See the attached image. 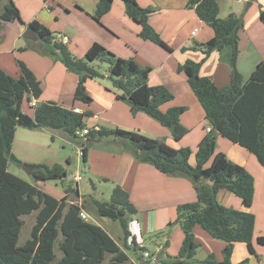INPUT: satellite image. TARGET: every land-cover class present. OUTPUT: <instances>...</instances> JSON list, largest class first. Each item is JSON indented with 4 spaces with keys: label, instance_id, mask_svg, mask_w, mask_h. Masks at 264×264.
<instances>
[{
    "label": "trees",
    "instance_id": "obj_1",
    "mask_svg": "<svg viewBox=\"0 0 264 264\" xmlns=\"http://www.w3.org/2000/svg\"><path fill=\"white\" fill-rule=\"evenodd\" d=\"M121 1L126 14L140 25L139 37L163 45L147 20L151 8L140 7L136 0ZM112 3L113 0H96L93 20L100 23ZM186 7L193 9L197 17L213 30V36L203 43V58L211 51L231 48L230 82L224 87H217L209 77L199 74L200 62L187 59L177 67L178 71L185 73L187 83L211 126L196 147L194 165L189 163L192 153L189 147L174 148L137 131L117 127L86 128L84 121L89 113H77L54 102H36L35 106H30L33 108V117H30L22 111L21 105L23 100L29 102L40 97L39 80L20 60L16 61L19 68L16 78L0 69V264H126L128 261L123 249L127 247L126 243L120 247L100 225L82 219L79 213L86 210L85 204L67 201L68 193L79 197L77 185L74 188L65 186L64 194L57 199L7 171L8 160L19 166L23 164L11 151L17 126L60 130L73 141L81 138L79 144L84 162L91 142L110 139L130 149L138 161L153 165L159 172L190 179L196 200L176 206L174 222L179 223L183 239L175 257L159 258L162 264H195L193 259L199 245L194 241L193 228L196 225L213 239L225 243L221 261L210 253L202 264H233L234 243H244L248 252L254 254L251 242L255 216L248 211L226 207L216 198L217 191L225 188L238 197L243 206L250 207L254 195L253 177L243 166L233 163L215 149L219 135L255 155L264 168V59L247 79H243L236 67L238 33L243 28L241 16L231 13L225 18L219 17L218 0H187ZM0 19L20 20L14 0L8 1ZM260 19L264 22V12H260ZM28 26L36 30L46 52L77 75L74 101L84 105L92 101L86 92L85 81L101 77L90 64L100 60L109 64L108 78L113 87L121 91L116 95L117 99H125L132 112L143 111L150 115L169 130L175 141L187 133L179 122L185 107L160 109L172 99V94L162 85H148L150 67H141L132 58L116 56L97 42L88 47L82 58H75L65 43L53 41L56 37L45 26L35 20ZM84 128L87 134L84 138L78 137L76 131ZM31 165L34 168L31 177L36 182L64 180L66 177L59 164ZM208 180L212 184H208ZM90 198L96 216L119 222L126 242L131 235L127 229L128 221L136 213L127 191L115 185L108 201ZM33 211H36V217L30 238L18 245L22 226L20 216ZM59 234L61 255L56 258L54 245ZM255 242L264 247V234L257 236ZM131 243L134 244L133 238ZM107 255L109 259L105 261ZM246 262L244 259L236 264Z\"/></svg>",
    "mask_w": 264,
    "mask_h": 264
},
{
    "label": "crops",
    "instance_id": "obj_2",
    "mask_svg": "<svg viewBox=\"0 0 264 264\" xmlns=\"http://www.w3.org/2000/svg\"><path fill=\"white\" fill-rule=\"evenodd\" d=\"M8 1L0 0V14ZM41 1L43 7L48 8L47 12L63 10L66 15L72 13L68 3L73 4L74 18L63 23L59 35L67 36L68 41L65 44L75 58H80V54H84L92 43L97 42L116 56L132 58L139 66L150 67L148 85L151 87L162 85L172 94V99L161 105L160 109L164 111L170 107H185L179 122L188 130L187 133L180 140L175 141L169 130L150 115L143 111L132 112L130 104L125 99H117L116 95L121 94V91L113 87L106 75L101 74L99 78L85 81L86 92L92 98L88 105L74 101L73 93L77 85V75L68 71L57 58L49 55L39 38L28 40L21 35L26 26L34 20L52 32L50 21L40 13L42 5L39 0H14L19 9L20 20L3 21L0 19V69L16 78L19 75L16 61H22L41 84V95L36 102L50 101L65 108H78L81 112L89 113L84 121L86 128L117 127L137 131L174 148L189 147L192 149L189 159L191 156L194 157L199 141L211 126L205 119L203 110L187 83L185 73L178 71L177 67L187 59L200 62L199 74L209 77L217 87H224L230 82L231 48L224 47L219 51H211L203 58V43L213 36V30L197 17L193 9L186 7L187 0H136L140 7L151 8L152 12L147 20L159 35L163 45H157L139 37L141 27L126 14L121 0H113L110 10L101 17L100 23L92 18L96 0ZM245 2L248 7H253L251 25L254 27V33L247 32L245 28L247 22L244 20L241 33L245 35L248 43L246 50L250 51L243 54V45L240 47L242 35H240L236 60L237 70L243 79H247L256 65L264 59V31L260 28L261 24L264 25L260 19V12H264V0H243V2L241 0H218L221 18L231 13L237 17L246 18L247 12L243 11ZM227 4L228 7L234 6V9L225 11L223 6L226 7ZM193 31L195 32L192 34ZM25 103L27 104V101L23 100L22 111L33 117V108L28 104L26 108ZM44 133L50 135L51 139L62 140L65 136L60 130L27 129L17 126L11 151L22 162L52 166L55 162L44 157L46 154L39 155L35 151L43 146L36 140L43 137ZM41 142L46 144L43 147L48 151L51 145L47 141ZM113 143L116 144L118 153L109 152L102 154V157L112 165L108 166V169L112 168L118 176L115 184L127 191L136 209L131 219L137 220L138 218L139 209L136 205L139 206V203L137 202L148 204L149 209L144 211L150 210L151 213L157 207H165L167 211H171L167 218H172L173 208L176 209V206L181 203L196 200L195 189L190 179L180 175L163 174L153 165L138 161L130 149L116 141ZM216 152H223L230 161L243 166L252 175L254 181V195L250 207L243 206L240 199L225 188L219 189L216 194L219 200L217 196L222 193L224 202L221 203L219 200L220 204L251 212L255 216L251 242L254 254L243 253L236 257V253L242 251L244 246H241L242 243H234L231 262L236 264L247 259V263L256 261V264H264V247L255 242L257 236L264 234V168L255 155L219 135L216 138ZM78 193V198L81 199L79 188ZM87 215L90 222L93 218L105 230L101 225L106 223L104 220L90 213ZM105 231L110 235L109 231ZM193 232L206 243V256L211 253L217 261H221L225 243L221 240H211L207 236L209 234L198 225L194 226ZM111 237L115 240L113 236ZM133 240L135 245H132L135 247L136 241L134 238Z\"/></svg>",
    "mask_w": 264,
    "mask_h": 264
},
{
    "label": "rangeland",
    "instance_id": "obj_3",
    "mask_svg": "<svg viewBox=\"0 0 264 264\" xmlns=\"http://www.w3.org/2000/svg\"><path fill=\"white\" fill-rule=\"evenodd\" d=\"M39 2H41L42 5V7L40 6V8H42L40 13H42L44 17H47V19L50 21L49 25H51L50 27L52 29V32H54L53 35L55 37H58L59 32L62 31L61 27L63 23L71 20L72 17L74 18L73 4L68 3V7L69 9L72 10V13L71 15H66L63 10L60 12L57 11L55 12L54 10L51 12H47L46 11L47 9L43 7L42 1L39 0ZM241 2H243V0H241ZM244 8L245 9H243V11L244 13L247 12L246 13L247 16L244 19L242 18L243 25H244V20H246L247 23L245 25V28L248 33L253 34L254 27L253 25H251V15L253 14V7H248L247 3L245 2ZM223 9L225 11H228L229 9H234V6L230 5L228 7L227 4L226 7L223 6ZM246 9L247 11H245ZM55 16H57V18H55ZM260 28H262V30L264 31L263 24L260 25ZM240 35H242L241 30L238 33V42ZM242 45H243V54H245L246 51H250V50H246V46L248 45V43L245 40L244 34L241 36L240 47ZM68 47L70 48V45H68ZM237 47H238V43H237ZM80 55H81L80 58L84 56V54H80ZM90 64L100 74L106 76L109 75V64L107 62L95 60ZM25 101L26 100H24V102ZM27 104L29 106L28 102ZM27 104L26 103L24 104L26 108H28ZM45 134L47 133H44V136L37 139L36 141L43 146H46V144L42 143L41 141H45V142L47 141L51 145L49 146L50 149L46 151L47 149H45V147L42 146L41 148H37V150L35 151L39 155L46 154L44 157H47L50 161L59 164L66 172V177L64 180H47L44 182H40V181L36 182L33 180L31 175H28L24 172V170L22 169V165L19 166L10 160H8L7 162V171L20 177L21 179L36 186L43 192L55 198H59L60 196L62 197V195L64 194L63 189L65 186L70 185L71 187L74 188L77 185V187L79 188L81 199H79L73 193H68L67 201L69 203H74V204L75 203L79 204L78 202L81 201L80 203H83L86 206V210H85L86 214L90 213L92 215H95L94 206L92 204L90 197H93L99 201H108L110 197V193L113 187L116 185L115 181L118 179V176L116 175L115 171H113L112 168H110V170L108 169V166H112L110 165V162L109 163L106 162L102 157V154H108L109 152L118 153L116 152L117 151L116 144L113 143V141L110 139L101 140V141L95 140L91 142L88 147L87 159L84 162L80 154L81 144H79V141L82 140L81 138L78 139L77 141H73L67 135H65L62 137V140H60L54 138L51 139L50 135L48 134L45 135ZM194 162L195 159L194 157L191 156V158L189 159V163L193 165ZM22 163L24 164L26 162H22ZM74 175L81 176V179L77 181V183H75L72 180V177ZM217 197L221 201V203L224 202V198H222V193L218 194ZM137 203H139V206L138 204L136 205L137 209H139L138 211L139 214L137 215L138 218L137 220L129 219L127 224V229L132 236L130 235L129 237H127L126 242L123 238V232L121 226L117 220H111L109 218L99 217L101 220H104L106 222V223H102L101 225L105 228V230L109 231L110 235L115 238V240L118 242L120 246H123V244L126 243L127 247H124L125 252L128 255V261L126 264H162L161 259L159 258L164 259L166 256L175 257L179 251L183 239V233L179 223L174 222L177 214L176 209L173 208L172 218H167L168 215L171 214V211L170 210L167 211L165 207L163 208L157 207L155 208V211L151 213L150 210L144 211L145 209H149L148 204L144 202L143 203L137 202ZM35 217H36V211L20 216L22 220V226L17 241L18 245H22L27 239L30 238L31 229L35 223ZM87 219L88 221L90 220V218ZM91 222L96 223V221L93 218ZM118 235L119 237H117ZM132 238H134L136 241L135 249L131 243ZM209 238L211 240H215L212 239V237L210 236ZM60 239H61V235L59 234L54 245L56 258H59L61 255V252L58 247V243ZM194 241L199 245L196 249V254L194 256L193 261L195 264H202V261L206 257L205 249L207 245L202 238H200L198 235L195 234H194ZM242 244L241 246L244 247L242 251L236 253V257L242 255L243 253L249 254L247 247H245V244L244 243ZM144 251L149 252L151 257L155 258V262L152 263L150 261L151 258H144L142 256V253ZM108 258L109 255L106 256L105 261H107ZM247 262L245 264H256L255 263L256 261L255 262L253 261V263H247Z\"/></svg>",
    "mask_w": 264,
    "mask_h": 264
},
{
    "label": "built area",
    "instance_id": "obj_4",
    "mask_svg": "<svg viewBox=\"0 0 264 264\" xmlns=\"http://www.w3.org/2000/svg\"><path fill=\"white\" fill-rule=\"evenodd\" d=\"M48 9V8H47ZM195 31H193V32H191L192 34L194 33ZM53 41H56V42H61V43H66L67 41H68V38H67V36H65V35H59L58 37H56V38H54L53 39ZM29 106H35L36 105V100L35 99H31L29 102ZM73 111H75V112H77V113H81V111L78 109V108H73ZM209 129H207V131H208ZM87 134V129L86 128H84V129H82V130H78V131H76V135L78 136V137H82V138H84V136ZM80 154H81V151H80ZM81 179V176L80 175H74L73 177H72V180L76 183L77 181H79ZM79 216L82 218V219H84V220H87V218H88V215L85 213V211H83V210H81L80 211V213H79ZM142 256L144 257V258H151V262L153 263V262H155V258L153 257H151V255L149 254V252H147V251H144L143 253H142Z\"/></svg>",
    "mask_w": 264,
    "mask_h": 264
},
{
    "label": "water",
    "instance_id": "obj_5",
    "mask_svg": "<svg viewBox=\"0 0 264 264\" xmlns=\"http://www.w3.org/2000/svg\"><path fill=\"white\" fill-rule=\"evenodd\" d=\"M21 35L23 38L28 39V40H37L38 39L36 30L33 27L28 26V25L26 26V28L24 29V31L22 32ZM22 169L28 175H32L33 170H34V168L31 164H26V163L22 164ZM207 183L212 184V181L208 180Z\"/></svg>",
    "mask_w": 264,
    "mask_h": 264
}]
</instances>
